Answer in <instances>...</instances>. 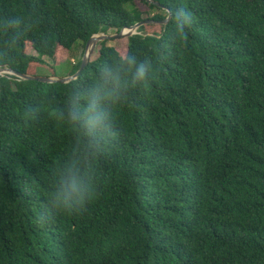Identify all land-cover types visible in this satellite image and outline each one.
I'll return each mask as SVG.
<instances>
[{
	"label": "trees",
	"instance_id": "1",
	"mask_svg": "<svg viewBox=\"0 0 264 264\" xmlns=\"http://www.w3.org/2000/svg\"><path fill=\"white\" fill-rule=\"evenodd\" d=\"M136 1L0 0V68L32 76L172 16L120 39L126 89L97 93L109 42L69 84L0 76V264H264V0Z\"/></svg>",
	"mask_w": 264,
	"mask_h": 264
},
{
	"label": "clouds",
	"instance_id": "2",
	"mask_svg": "<svg viewBox=\"0 0 264 264\" xmlns=\"http://www.w3.org/2000/svg\"><path fill=\"white\" fill-rule=\"evenodd\" d=\"M123 59L127 61L128 65L125 69L105 70L100 73L101 86L97 90L99 95H107L108 93L105 89L109 91L116 88L126 89L132 84L138 83L147 77L149 73V66L147 64H137L126 55ZM98 94H93L86 101L83 110H80L78 107H73L68 113V118L72 122L82 124L89 130L96 129L101 123ZM79 187L78 184H74L73 191H77ZM63 198L64 196L62 195L61 199Z\"/></svg>",
	"mask_w": 264,
	"mask_h": 264
},
{
	"label": "water",
	"instance_id": "3",
	"mask_svg": "<svg viewBox=\"0 0 264 264\" xmlns=\"http://www.w3.org/2000/svg\"><path fill=\"white\" fill-rule=\"evenodd\" d=\"M151 4H156L152 0H149ZM171 15L164 21L162 22H156L152 20H147V21H142L139 22L133 26L130 27H125L123 28L119 33L117 34H106V33H99L97 35H94L87 43L86 45V52L82 60V65L78 72L70 77L62 78L59 79L55 76H50V77H44V76H32V75H23L19 74L12 69L8 67H1L0 68V76H5V75H12L16 76L22 80L26 81H37V82H42V83H49V84H69L73 81H76L80 78V76L83 74L84 70L87 68V66L90 63V60L92 57L95 55L98 47L100 46L101 43L103 42H111L114 40H119L122 38H130L134 35L138 34V30L144 26H150V25H167L170 20H171Z\"/></svg>",
	"mask_w": 264,
	"mask_h": 264
},
{
	"label": "rangeland",
	"instance_id": "4",
	"mask_svg": "<svg viewBox=\"0 0 264 264\" xmlns=\"http://www.w3.org/2000/svg\"><path fill=\"white\" fill-rule=\"evenodd\" d=\"M136 6L141 10V11H147L149 12V7L146 6L145 4H143L141 2V0H137L136 1ZM132 7H128V10H131ZM162 13L160 11H154V12H150V16H154L156 14ZM109 34H117L116 31H111ZM109 46L112 47H116L120 53H122L124 56L126 55L127 52V40H114L112 42H109ZM98 50L99 47L97 49V52L95 54V56L92 58L93 60L98 56ZM28 53L30 55H35V52L32 51L30 48L27 49ZM86 52V49L84 50L82 45H77L76 48L74 49L73 52L69 53H64L65 55L57 61H52L48 58H44V60H46V62L51 66V68L53 69V71L51 69L48 68H43V69H39L38 70V74L37 75H33V76H44V77H50V76H54L62 79V78H66V77H70L72 74V71L75 67L76 64H78L84 57Z\"/></svg>",
	"mask_w": 264,
	"mask_h": 264
}]
</instances>
